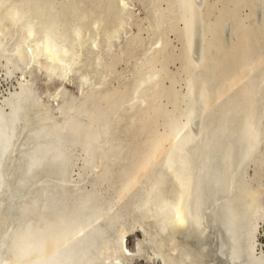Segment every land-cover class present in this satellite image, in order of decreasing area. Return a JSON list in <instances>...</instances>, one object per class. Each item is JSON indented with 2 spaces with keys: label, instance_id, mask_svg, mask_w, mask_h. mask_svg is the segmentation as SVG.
Instances as JSON below:
<instances>
[{
  "label": "bare ground",
  "instance_id": "obj_1",
  "mask_svg": "<svg viewBox=\"0 0 264 264\" xmlns=\"http://www.w3.org/2000/svg\"><path fill=\"white\" fill-rule=\"evenodd\" d=\"M15 4L17 5V3ZM14 13L16 14V11ZM9 18L7 16L5 19L9 21ZM3 19L2 15L0 22L3 23ZM9 22H11L9 25H4L3 34L0 33L2 38H5L12 25H15L14 20L11 19ZM2 23L0 25L4 24ZM27 23L29 24V22ZM29 26L31 27V25ZM151 26L153 27V25ZM24 27L25 25L23 29ZM95 28L97 27L95 26ZM12 37L14 38L13 35ZM27 37L30 38V36ZM90 38L92 39V37ZM5 42L0 40V60L3 59L2 66L7 75L13 74L14 71H21L25 76V69L36 67L44 73L48 81L55 79L63 83L72 74V64H70L71 61L65 60L69 54L65 55L66 49L62 46L63 44L56 43L54 46L56 49H53L47 41L46 43L34 41L32 44L26 43L25 45L17 41L9 46ZM153 47L155 46L153 45ZM70 56L73 57V55ZM43 58L50 61L49 66L46 65ZM251 58L243 57V61L246 63L240 70H245L246 67L250 70L254 62L260 59L257 57L256 60L250 62ZM249 62L250 64H248ZM216 66L218 67V64ZM242 72H230L231 75L222 81V86L214 87L212 94H209L212 90L209 91L208 86L206 91L205 88L201 90V97L199 96L201 102H206L210 106L203 108L200 106L199 117L210 114L219 98L232 86L243 83L249 87L246 82L250 80V77L245 78L241 74ZM235 76H238L237 83L233 81ZM230 77L232 79L229 81ZM23 79L24 82H19V90L8 95L4 99L3 105L0 103L1 116L15 117L4 152L6 159L2 160V165H0V264H131L133 256L145 257L144 259L148 263L150 260L154 262L157 259L160 260V264H264V247L258 244L256 238L259 222L264 220V209L261 205L259 206L258 201L262 194L252 188L242 190L241 185V180L245 171L247 172L249 163L252 162L254 154L261 147L260 123H255L256 118L253 114V110H255L253 108V96L255 95L250 89H244L246 92L244 104L247 108H243V117L240 115L242 119H239L240 127L235 131L237 138L235 140L232 138L233 142L237 141L236 149L228 151L224 142L226 138L224 139V136L219 134L227 130L226 126H223L224 130L221 129L219 133L210 131L198 136L188 131L190 128L188 120L182 121L177 124L176 128H173L171 133L166 134L165 131L163 132L164 135L158 133L156 138L153 139L155 134L151 137V141L146 143V150H142L144 153L138 155L133 163L135 170L132 169V171L135 172L132 175L128 172L131 176L130 179L115 189V185L112 186L115 177H112L111 168L114 167V164L116 165V162L118 163L116 159L118 156L112 154L113 152L110 153V143L106 142V139L110 137L109 134L114 131L109 127L114 124L111 123L108 126L107 123H103L97 127L93 125L92 128L87 127L88 131L84 127L85 133L82 120H80L83 113L82 100L78 104L74 102L72 97L66 101L65 94H68V91L62 87L55 92L56 96L59 95L62 99V102L52 110L43 103L33 83ZM81 80H84V76ZM84 81L86 82V80ZM253 82L257 83L256 80ZM61 91H63L64 97ZM47 95L50 96V93ZM138 102L140 103V100ZM83 107L86 108V106ZM240 108L242 107L240 106ZM54 111L59 112L58 117L52 115ZM228 111H225L224 114H227ZM211 115L210 119L213 118ZM188 116L190 117V115ZM109 121L111 120L109 119ZM114 126L116 127V124ZM185 131L189 134L185 135ZM83 132L85 133L84 137L82 136ZM114 137L117 139L116 136ZM110 138L109 140H111ZM83 141L85 143L80 146L79 143ZM111 143L113 142L111 141ZM172 143L176 146L174 148L176 154H173V161L165 160L164 165L166 171L173 170L174 178L169 179L171 182L166 183L167 179L164 181L173 187L171 188L172 191L169 189L171 192L169 196L163 198L162 195L163 199L158 202H153L154 199L151 201L147 198L144 201L136 199L138 203H141L134 206L131 204L132 207L130 206L128 210L123 208L124 203L122 201L131 186L138 180L140 173L145 172L154 159L165 155ZM78 148H80L79 154L76 153ZM112 150L114 151V149ZM34 151L37 154L36 159H44L49 162L47 165L43 164L42 166L46 167L36 170L29 179L22 181L23 161ZM229 157H232V160L231 158L229 160ZM78 161L80 163H77ZM29 162L31 160L27 161V164ZM225 164L227 171H229L227 183L225 182L227 176L225 175L224 178L221 174V171L225 169ZM75 167L77 171L74 170ZM219 174L222 175V178ZM109 176L111 182L112 179L114 181L111 187L116 190V193L114 191L116 197L104 204L89 205L86 202L82 203L81 195L85 182L93 177L109 179ZM221 179L222 181L225 180V189L220 188L222 183L220 184L219 180ZM158 180L160 179L158 178ZM161 182L164 185L163 180ZM18 183L23 186V189L18 188ZM157 189L153 188V190ZM165 190L169 191L167 188ZM165 190L160 191L164 192ZM146 193L144 194H149ZM236 194H241L244 198V208L245 205L249 208V211L245 208L249 214L248 218L247 216L242 217L241 215L245 213L238 212L239 210L233 206L239 198ZM137 198L141 199V197ZM147 200L150 202H146ZM43 207L47 209V213L42 212ZM71 210L72 212H70ZM134 229L140 230L141 235L139 238H134L133 244L129 247L126 244V239ZM61 251H65V253L70 251V259ZM152 262L151 264H153Z\"/></svg>",
  "mask_w": 264,
  "mask_h": 264
},
{
  "label": "rangeland",
  "instance_id": "obj_2",
  "mask_svg": "<svg viewBox=\"0 0 264 264\" xmlns=\"http://www.w3.org/2000/svg\"><path fill=\"white\" fill-rule=\"evenodd\" d=\"M0 1V18L2 15L4 19L8 16V18L10 17L9 21L12 19L15 23L14 26L12 25L9 34H7L9 38L7 35L5 38H2L3 36L1 34H3L4 25H9L11 22H9L8 19H5L6 21L3 19L4 24L2 21L0 22V24H3L0 25V27L2 26V31L0 30V40H2L3 43L6 41L5 44L8 43L9 46L17 41L24 43V45L26 43L32 44L34 41L37 43H46L47 41L48 45L53 49H56V47H54L56 43L60 45L63 44L62 46L66 49L65 55L69 54L66 56L65 60L71 61L72 63L70 62V64H72L71 67L73 68L72 74L69 76L68 80L63 83L61 81L60 83L59 80L55 79L48 81L44 73L39 71L36 67L25 69V76L21 71H14L13 74L7 75L2 66L4 63L3 59H1V105H3V101L8 95L19 90V82H24L23 78H25V80H30L33 83L43 103L48 105L52 110L62 102L59 95L56 96L55 94V92L62 87L66 88L68 91V94H65L66 101H68L70 97L73 98L76 104L82 100L83 113L82 116H80V120H82L84 132V127L87 130V127L92 128L93 125L97 127L103 123H107L108 126L113 123L119 128L117 129L111 124L109 128L114 131L110 129V132L112 131L111 133L109 132L111 138L108 137L111 140H109V138L106 139V142L110 143V153L113 152L112 154L120 157H116L118 163L116 162V165L114 164V167L111 168L112 177H115V182L112 179V182H114L112 185L110 176L109 179L94 177L88 179L85 184L83 183L84 187L81 195L82 203L86 202L89 205L104 204L116 197V195H114L116 193V190H113L114 187L118 189L130 179L131 176L129 174L131 173L132 175V173L135 172L132 171V169L135 170L133 163L138 155L140 156L144 153L147 148L146 143L149 142L151 137L155 134L153 137L154 139L158 136V133L163 134L165 131L167 132L166 134L171 133L173 128H176L178 126L177 124H180L179 122L188 120V126L190 127L188 131L198 136H202V134H206L210 131L219 133L221 129H223V126H226L227 130L219 134H222L224 139H227H225L224 142L228 151L236 149L237 141H233L237 138L235 131L240 127L239 119H241L243 115V108L246 107L244 104L246 100V92L244 89L247 90L248 88L255 95L253 96V108L255 109L253 110V114L254 118H256L255 123H260L259 128L261 129L259 134L261 135V147L254 154L252 162L249 163L246 169L247 172L245 171L243 179L241 180V185L243 188L242 190H244V188H252L262 194L258 201L259 206L261 205L264 209V0ZM15 3H17V5ZM48 4L49 6L47 7ZM13 5H15V7H13ZM5 7L7 9H4ZM39 8L40 10H38ZM14 11H16V14ZM33 13H35V16ZM4 14L6 15L5 17ZM17 14L18 16H16ZM27 22H29V24ZM24 25L25 27L23 29ZM29 25H31V27ZM151 25H153L154 28ZM95 26L97 28H95ZM27 36H30V38ZM46 36L47 38H45ZM76 37L77 39H75ZM90 37H92V39ZM42 38H44V41ZM153 45L155 47H153ZM243 51H245V53H243ZM70 55H73V57ZM68 56L70 59L74 60H70ZM242 56L252 57L250 62L256 60L257 57H260V59L254 62L250 70H248V67H246L245 70H240L246 63L243 61ZM43 61L49 66L48 64L50 61L44 58ZM250 62L248 64H250ZM215 64H218V67ZM228 71L231 73H235L236 71L240 73L243 71L241 74L245 76V78L250 77V80L246 82V85H249V87H246L243 83L232 86L219 98L217 101L218 104H215L211 113L207 114L208 116L206 115L207 117L205 115H202L204 119L201 115L199 117L200 106L201 108L210 106L206 102H201V98H199L201 90L205 88L206 91V87L208 86L207 89L209 91L212 90L209 94H212L214 91L213 89L217 86H222V81L231 75ZM83 76L86 82L81 80ZM234 78L233 81L237 83L238 76ZM230 79H232V77L229 78V81ZM255 80L257 83L253 82ZM208 83L211 84L209 85ZM49 93L50 96L47 95ZM44 94H46L47 97H43ZM61 94L64 97L63 91H61ZM85 96L86 99L83 100ZM138 100H140V103ZM141 100L143 104H141ZM123 102L125 103L123 104ZM126 103L127 105L129 104L128 107ZM83 106H86V108ZM240 106L242 108H240ZM196 108H199L198 111ZM227 110H229V114H224ZM58 113V111H54L52 115L56 117ZM188 115L192 117L190 118ZM210 115L214 119H210ZM109 119L111 121H109ZM143 124L145 125L144 127ZM146 124H148L149 127ZM201 126L203 127L202 129L200 128ZM140 129L144 131L142 130V132ZM146 130L148 131L147 134ZM84 132L82 133L83 137L86 133ZM186 134L189 133L185 131V135ZM114 136H116L117 139H115ZM111 141L113 143H111ZM84 143L85 141L79 144L81 146ZM175 147L176 146L172 143L171 147L166 151L169 155L171 154L170 156L165 153V155L157 157L145 172L143 171L140 173V177L138 176V180L131 186V189H129V192L122 201L124 203V205L122 204L123 208L125 207L126 210H128L130 206L132 207L131 204H133V206L135 204H140L141 202L138 203V201H144L146 198L151 201L154 199L153 202H158L166 198V196H169L171 193L170 190L172 191L171 188L173 187L171 185L170 187L166 183L171 182L169 179L174 178L173 170L166 171L164 165L166 161H173V154L176 152L174 149ZM112 149H114V151ZM79 151L80 148L76 150V153L79 154ZM230 158L232 160V157H229V160ZM77 163L80 162L78 161ZM226 167L227 165L224 169L225 172L224 170L221 171L224 178L229 175V171H227ZM74 170L77 171V168L75 167ZM222 175H220V178H222ZM158 178L160 180H158ZM166 179L167 181H165ZM226 179V181L223 180L227 183L228 176ZM161 180L166 183L164 182L163 185ZM224 181H222V179L219 180V183H222L220 188H226ZM154 183L155 185L157 184V187ZM111 185L115 186L112 188ZM152 187L158 189L153 190ZM166 188L170 190L166 191ZM160 190H165L164 192L166 194ZM151 193L153 194L151 195ZM162 195L163 198L161 197ZM238 195L237 197L239 198H237V202H235L236 205L234 203L233 206L239 210L238 212L245 213H243L244 215L240 213L242 217L245 218L247 216L248 218L249 214L247 211H249V208L245 205L247 211L245 210V200L241 194ZM148 196H150V199ZM137 197H141V199ZM148 200L146 202H150ZM70 212H72V210ZM140 235V230L134 229L127 237L126 244L130 247L134 242V238H139ZM256 238L258 244L264 247V220L259 222ZM141 257L142 256H134L131 264H151L153 261L150 260L148 263V261L144 259L145 257ZM154 262L160 264L157 259L154 260ZM154 262L152 263L155 264Z\"/></svg>",
  "mask_w": 264,
  "mask_h": 264
},
{
  "label": "water",
  "instance_id": "obj_3",
  "mask_svg": "<svg viewBox=\"0 0 264 264\" xmlns=\"http://www.w3.org/2000/svg\"><path fill=\"white\" fill-rule=\"evenodd\" d=\"M14 120H15L14 116L13 117H11V116L3 117L0 115V165H2V160L6 159L4 152L6 150L7 141L10 138V132H11V130L13 128V124L15 122ZM52 139H55V138L52 137ZM24 144L30 148V146L27 145V143L24 142ZM36 155L37 154L34 151L29 157L24 159V161H23L24 170H23L22 175H21L22 181L29 179L30 176L33 175V173L36 170L43 168V167H46V166H42L43 164H45V165L48 164V162H49L48 160H44V159L38 160L35 158ZM30 160H31V162H29L27 164V161H30ZM0 169H1V166H0ZM17 186H18V188L23 189V186L20 183H18ZM40 207H41V205H40ZM42 212L47 213V209L43 207ZM23 218H25V217H23ZM129 235L130 234H128V236ZM61 252L63 254H65L68 257V259H70V254H71L70 251L68 253H65V251H61ZM131 261H133V259ZM159 262H160V260H159Z\"/></svg>",
  "mask_w": 264,
  "mask_h": 264
}]
</instances>
